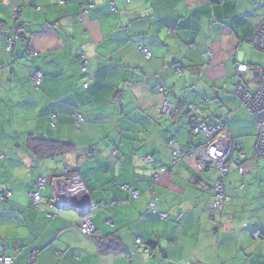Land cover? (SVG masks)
Instances as JSON below:
<instances>
[{"label":"crops","instance_id":"1","mask_svg":"<svg viewBox=\"0 0 264 264\" xmlns=\"http://www.w3.org/2000/svg\"><path fill=\"white\" fill-rule=\"evenodd\" d=\"M65 1H0V192L13 191L0 201V258L27 264L36 251L38 264H264V158L256 155L255 121L235 96L238 66L249 67L250 84L264 64V52L250 44L264 0ZM16 15L23 38L13 30ZM80 56L89 60L86 76ZM33 71L43 74L39 89ZM160 87L170 91V115L160 113ZM76 111L84 117L79 128ZM219 122L245 157L244 174L233 168L225 179L230 200L221 213L213 205L217 172L198 171L203 139L193 132ZM31 138L73 151L41 160L29 150ZM66 168L83 177L89 208L104 205L90 217L93 237L78 228L81 211L51 208V186L39 211L29 198L39 179L62 177ZM154 197L167 219L149 210ZM161 224L163 231H149ZM5 225L26 234L5 233ZM108 236L120 247L104 254L97 241Z\"/></svg>","mask_w":264,"mask_h":264},{"label":"built area","instance_id":"2","mask_svg":"<svg viewBox=\"0 0 264 264\" xmlns=\"http://www.w3.org/2000/svg\"><path fill=\"white\" fill-rule=\"evenodd\" d=\"M4 1V0H0ZM131 0H128L127 3H130ZM60 4H65V0H58ZM93 6L89 4L87 8L83 10V14L88 13V9H92ZM113 11H117L114 6H112ZM77 17L79 21L82 19V15ZM13 30L18 37L23 38L26 33V25L20 23V18L18 15L15 16ZM169 34L174 35V31H169ZM13 40H8V46L6 50L8 52L13 51ZM250 44L258 51L264 52V19L257 26L254 31V35L250 40ZM139 52L146 59L150 60L153 58V55L146 48L139 47ZM213 54L210 52V57L212 58ZM81 70L83 74L89 72L88 70V60L85 57H81ZM249 71V67L245 64H241L237 68V74L240 75L242 82L239 83L236 90V97L240 98L242 104L253 114L255 121L257 122V141H256V155L259 158H264V69L258 76V87L252 89L249 86V83L245 80V74ZM31 79L33 83L39 88L42 85L43 74L41 72L33 71L31 74ZM160 93L165 96L164 104L160 107V113L163 115L172 114V106L168 101L170 91L166 90L163 87L158 89ZM74 117V127L79 128L81 123L84 122V117L79 111H76L73 115ZM196 133L202 135L203 141L201 145L195 150V155L197 159V168L200 172L207 171L208 168H211L217 172V179L215 185V195L216 200L214 202L215 208L221 213L224 210L225 203L230 199L225 193V179L228 175L231 174L233 168L236 171L243 175L245 169L243 167L244 154L240 153L242 147L234 146L230 140V131L228 124L219 122L216 126H209L207 124L201 125L197 128ZM235 149H238V152H234ZM176 162H179L178 157L180 152L174 151ZM2 158V156H0ZM146 161L154 163L152 156L146 157ZM163 174L168 173L166 169H162ZM161 177V173L154 176V180L157 181ZM51 186L54 190V196L50 201L51 208H56L57 205L68 208V206L75 205L78 211L83 213V217L79 222L78 228L83 234L88 236H93L95 231L94 225L90 220L92 214H97L102 211L104 205H99L96 207L89 208V194L83 177L79 174H74L72 168H66L62 177H56L54 180L49 181L46 178H41L37 181L34 186V190L29 194V198L34 202L36 211H39L42 204V195L46 188ZM125 191H128L133 199H138L140 196L139 191H132L129 185L123 186ZM13 196V191L9 190L8 192H0V201L8 202ZM158 201L157 197H154L149 204V210L153 213H159L156 208V202ZM88 212V213H85ZM161 219H167V214L159 213ZM252 238L257 240L261 239V233L257 232L252 235ZM137 252L140 253L142 248V239H138L137 242ZM38 253L35 251L30 253L27 257V264H38L37 260ZM13 258L6 255H2L0 258V264H13Z\"/></svg>","mask_w":264,"mask_h":264},{"label":"trees","instance_id":"3","mask_svg":"<svg viewBox=\"0 0 264 264\" xmlns=\"http://www.w3.org/2000/svg\"><path fill=\"white\" fill-rule=\"evenodd\" d=\"M81 57H84V56H80L79 57L80 58V70H81V65H82V63H81ZM88 62H89V60H88ZM88 68H89V63H88ZM81 72H82V70H81ZM87 74L88 73L83 74V75L86 76ZM240 82H242L241 79H240ZM39 88H37V89H39ZM235 94H236V92H235ZM205 124H207V123L197 124L193 128V132L195 131V133H196L197 128H199L201 125H205ZM207 125H209V124H207ZM209 126H211V125H209ZM196 134H198V133H196ZM198 135H200V134H198ZM234 146L235 147L236 146L238 147L240 145H234ZM29 150L38 159H41L42 160L43 158H45V159H52L55 156L66 155V153H70V152L73 151V146L70 145V144H67V143L64 144V143L59 142V141H53L52 142V141H48V140L43 139V138L42 139H39V138H31L30 141H29ZM234 152H238V149H235ZM242 152H243V149H241V152L240 153L242 154ZM97 245H99L100 250L103 251L104 254L105 253H108V252H113V251L116 252L117 249L120 247V244L118 242L117 237L115 238L113 236H108V237H104V238L98 239Z\"/></svg>","mask_w":264,"mask_h":264},{"label":"clouds","instance_id":"4","mask_svg":"<svg viewBox=\"0 0 264 264\" xmlns=\"http://www.w3.org/2000/svg\"><path fill=\"white\" fill-rule=\"evenodd\" d=\"M149 231H163L164 230V225H148ZM10 230H14V234H26V230L22 227H17V226H9L5 225L3 228V231L5 233L10 232Z\"/></svg>","mask_w":264,"mask_h":264},{"label":"rangeland","instance_id":"5","mask_svg":"<svg viewBox=\"0 0 264 264\" xmlns=\"http://www.w3.org/2000/svg\"><path fill=\"white\" fill-rule=\"evenodd\" d=\"M259 54H261L262 56H264V53H259ZM260 67H261V68H260L261 71H260L259 73H261L262 70L264 69V64L261 65ZM259 73H258V76H259ZM257 79H258V78H256V76H255L253 80H250L251 82H250L249 86H251L252 89H255V88L258 87ZM236 98H237V97H236ZM238 99L240 100V102H241V104H242L241 99H240V98H238ZM242 105H243V104H242ZM243 107H245V106L243 105ZM244 109H247V108L245 107ZM247 110H248V109H247ZM217 112H218V111H217ZM249 113L251 114L250 111H249ZM251 116H252L253 119H254L253 114H251ZM254 121H255V119H254ZM250 122L252 123V121H250ZM243 124H244V122H243ZM246 125H247V122H246ZM255 126H256V128H257V122H256V121H255ZM202 139H203V138H202Z\"/></svg>","mask_w":264,"mask_h":264},{"label":"water","instance_id":"6","mask_svg":"<svg viewBox=\"0 0 264 264\" xmlns=\"http://www.w3.org/2000/svg\"><path fill=\"white\" fill-rule=\"evenodd\" d=\"M56 208H57L58 210H66V209H68V208H76V207H75V205H71V206H68V208H65V207H63V206L57 205Z\"/></svg>","mask_w":264,"mask_h":264},{"label":"bare ground","instance_id":"7","mask_svg":"<svg viewBox=\"0 0 264 264\" xmlns=\"http://www.w3.org/2000/svg\"><path fill=\"white\" fill-rule=\"evenodd\" d=\"M85 213H88V212L85 211Z\"/></svg>","mask_w":264,"mask_h":264}]
</instances>
